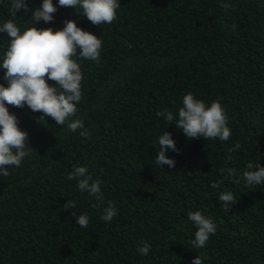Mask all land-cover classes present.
Masks as SVG:
<instances>
[{
  "label": "trees",
  "instance_id": "obj_1",
  "mask_svg": "<svg viewBox=\"0 0 264 264\" xmlns=\"http://www.w3.org/2000/svg\"><path fill=\"white\" fill-rule=\"evenodd\" d=\"M0 264H264V0H0Z\"/></svg>",
  "mask_w": 264,
  "mask_h": 264
}]
</instances>
